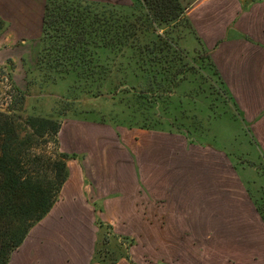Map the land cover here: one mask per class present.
I'll use <instances>...</instances> for the list:
<instances>
[{
  "label": "crops",
  "instance_id": "obj_1",
  "mask_svg": "<svg viewBox=\"0 0 264 264\" xmlns=\"http://www.w3.org/2000/svg\"><path fill=\"white\" fill-rule=\"evenodd\" d=\"M179 1L190 24L179 26L180 45L198 48L200 40L231 107L246 121L264 118V0ZM261 122L256 132L264 149ZM185 132L64 120L59 148L74 154L67 178L8 264H91L97 220L116 233L143 236L144 244L159 243L166 262H179L180 245L198 255L203 244L214 247L208 264H264V223L234 195L230 155L221 144L190 142Z\"/></svg>",
  "mask_w": 264,
  "mask_h": 264
},
{
  "label": "trees",
  "instance_id": "obj_2",
  "mask_svg": "<svg viewBox=\"0 0 264 264\" xmlns=\"http://www.w3.org/2000/svg\"><path fill=\"white\" fill-rule=\"evenodd\" d=\"M99 7L103 10L96 9ZM183 13L179 0H45L35 38L33 68L52 83L73 75L75 80L97 84L102 88L98 94L115 99L120 93L119 81L111 84L109 75L119 73L120 68L115 69L114 60H110L114 55L122 59L126 76L123 82L133 79L137 97L145 100L148 92L153 103L162 101L187 81V73L206 68L215 75L228 100L211 51L200 40L192 54L180 45L179 26L190 28ZM6 77L9 93L0 106V264H8L11 253L21 245L29 229L58 199L68 175L67 160L74 155L59 148L62 120L55 114L25 113L28 85L21 88L10 71H6ZM125 108L129 110L130 106ZM129 116L107 124L165 130L144 125V118L138 124ZM246 192L264 223L262 208L247 189ZM97 224L112 231L101 220ZM106 243L104 235L100 246L95 242L91 260L116 264L120 257L103 260ZM129 244L125 258L136 264Z\"/></svg>",
  "mask_w": 264,
  "mask_h": 264
},
{
  "label": "rangeland",
  "instance_id": "obj_3",
  "mask_svg": "<svg viewBox=\"0 0 264 264\" xmlns=\"http://www.w3.org/2000/svg\"><path fill=\"white\" fill-rule=\"evenodd\" d=\"M8 1L10 3L7 5H0V106H3L9 93L6 71H10L21 88L28 85L25 113L55 114L62 120L61 123L68 118L83 117L110 124L118 117L131 115L132 121H137L138 124L144 118V125L151 128L179 130L180 126L184 127L188 130L185 133L190 141L221 144L225 147L237 176V180L233 176L234 195L239 196L241 203L251 204L247 189L264 214V149L256 132V121L262 120L259 127L264 138V118H252L249 121L242 119L235 107H231L229 99L226 100L214 74L206 68L187 73V81L171 95L155 103L150 101L152 99L148 92L144 95L145 100L137 97L138 88L132 87L135 85L133 79L125 81L129 83L123 82L126 79L125 68L120 61L122 59L114 55L109 56L110 60H114L115 69L120 68L119 73L114 71L109 75L111 84L119 81L120 93L115 99L108 95L101 96L98 94L102 90L100 86L75 80L73 75L58 78L52 83L45 79L42 72L33 68L37 50L35 38L40 28L43 3L40 0H33L31 4H20L22 0H14L16 4L11 3L12 0ZM96 9L100 11L103 7ZM104 9L108 12V7ZM194 49L185 47L190 54ZM125 106H130L129 110ZM131 116L129 117L132 118ZM237 184L238 188L235 187ZM33 226L25 238L31 234ZM98 228V246L101 245L103 235L107 240L103 244L102 253L105 262L120 257L117 263L125 260L131 264L125 258L129 243L136 264H208L209 254L214 248L201 244L196 255L191 253V246L180 245V260L171 263L162 259L160 253L163 246L159 243L144 244L143 236L128 235L134 238L131 240L130 237L123 238L113 234L107 226ZM23 242L11 254L22 251L26 245ZM90 263L96 262L91 260Z\"/></svg>",
  "mask_w": 264,
  "mask_h": 264
}]
</instances>
